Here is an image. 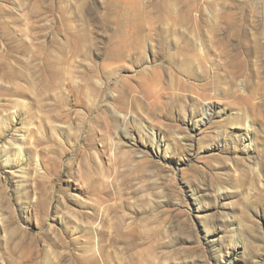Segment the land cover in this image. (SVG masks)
<instances>
[{
    "label": "rangeland",
    "instance_id": "374dc122",
    "mask_svg": "<svg viewBox=\"0 0 264 264\" xmlns=\"http://www.w3.org/2000/svg\"><path fill=\"white\" fill-rule=\"evenodd\" d=\"M0 264H264V0H0Z\"/></svg>",
    "mask_w": 264,
    "mask_h": 264
},
{
    "label": "bare ground",
    "instance_id": "6f19581e",
    "mask_svg": "<svg viewBox=\"0 0 264 264\" xmlns=\"http://www.w3.org/2000/svg\"><path fill=\"white\" fill-rule=\"evenodd\" d=\"M206 112V111H205ZM247 126V125H246ZM247 127H249V126H247ZM129 131V130H128ZM126 133V135L127 136H129V138L130 139H132V141L135 139L134 137H133V135H131V133L130 132H127V131H125ZM151 138H152V141H156L157 140V135L155 134V133H153L152 135H151ZM136 140V139H135ZM156 143V142H155ZM160 142L158 143V146L160 147ZM160 149V148H159ZM17 152L19 153V155H17V156H20V155H22V149H17ZM24 176H22V178H23ZM25 178V177H24Z\"/></svg>",
    "mask_w": 264,
    "mask_h": 264
}]
</instances>
